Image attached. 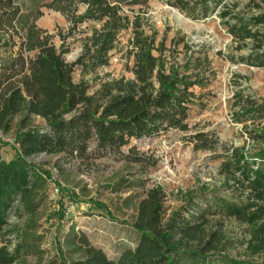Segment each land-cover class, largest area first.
<instances>
[{
  "label": "trees",
  "instance_id": "1",
  "mask_svg": "<svg viewBox=\"0 0 264 264\" xmlns=\"http://www.w3.org/2000/svg\"><path fill=\"white\" fill-rule=\"evenodd\" d=\"M39 1L31 0L35 12L25 13L18 0H0V49L7 52L0 61V130L8 131L19 114H24L25 121L39 116L48 123L46 131L17 134L16 159L7 162L0 158V241L4 243L0 264H16L27 248L38 250L27 239L17 244L13 253L6 245L15 202L32 223L41 203L40 182L30 181L27 157L39 153L87 157L92 142L95 151L109 153L117 152L131 139L158 136L172 129L188 131L189 111L199 100L196 88L205 86L212 73L207 53L195 55L192 51L184 64L167 61L168 48L163 41L158 42V33L146 16L151 0H51L44 4L69 15L72 29L84 23L100 25L84 41L80 56L67 62V49H57L53 36L35 24L42 14ZM222 1L166 0L192 20L208 18ZM79 6L84 7L82 14H77ZM124 30H131L133 77H121L90 94L87 82H75L76 68L89 74L108 65ZM18 35L19 44L14 40ZM241 61L264 67V52L242 57ZM240 112L242 120L264 119V100L247 98ZM257 125L258 129L245 128L251 139L263 146L264 124ZM187 141L195 150L206 152H215L220 142L213 132L195 133ZM222 166L239 173V185L249 189L245 201L213 197L203 208L200 195L190 194L185 205L166 218V191L157 187L148 190L137 206L132 223L138 234L134 248H126L112 259L91 242L89 235L71 226L60 245L59 261L55 258L46 264H264V259L250 262L232 258L227 253L231 243L225 241L222 231L208 229L211 215L233 217L249 225L247 247L254 254L264 252V147L251 156L234 147ZM95 206L107 210L105 205Z\"/></svg>",
  "mask_w": 264,
  "mask_h": 264
},
{
  "label": "rangeland",
  "instance_id": "2",
  "mask_svg": "<svg viewBox=\"0 0 264 264\" xmlns=\"http://www.w3.org/2000/svg\"><path fill=\"white\" fill-rule=\"evenodd\" d=\"M50 1H39L42 14L35 24L53 36L57 49L61 46L67 49L64 54L67 62H74L82 53L84 41L100 25L84 23L72 29L69 15L44 6ZM18 2L25 13L35 12L31 0ZM148 4L146 16L158 33V42L163 41L168 48L165 52L168 62L184 64L192 51L195 55L207 53L211 62L212 73L207 83L196 88L199 100L189 111V130L172 129L158 136L131 139L117 152L95 151L92 142L87 157L45 153L27 157L30 181L40 182L41 203L32 223L15 202L6 245L13 253L16 245L27 239L38 250L25 249L16 264H46L55 258L59 261L60 245L71 226L89 235L91 242L110 258H118L124 249L136 246L138 234L132 223L137 206L148 190L157 187L166 191V218L184 206L190 194L200 195L199 204L203 208L213 197L239 202L249 195V189L239 185V173L226 171L222 164L234 147L248 156L264 147L253 141L245 128L258 129L257 124H264V119L242 120L238 115L247 98L264 100V67L241 61L242 57L264 52V0H224L203 20H192L166 0H151ZM83 11L84 7L79 6L77 14ZM245 28L248 31L244 34ZM19 35L14 39L17 44ZM130 37L131 30L120 33L109 64L96 72L85 74L76 68L75 82H87L89 93L93 94L121 77L132 78ZM6 56L5 49H0V61ZM24 118V114L16 115L8 131L0 130V158L4 161L17 158L19 132L48 128L47 121L39 116H31L27 121ZM198 132L215 133L220 141L215 152L195 150L187 141ZM96 203L105 205L107 210L96 207ZM208 218V229H220L225 241L231 243L227 253L232 258L250 262L264 259V252L254 254L247 247L249 225L218 214ZM3 245L0 241V247Z\"/></svg>",
  "mask_w": 264,
  "mask_h": 264
}]
</instances>
